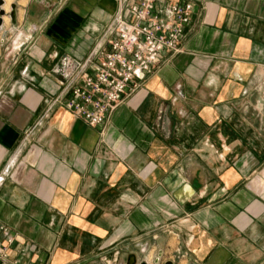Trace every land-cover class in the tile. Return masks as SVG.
<instances>
[{
  "label": "crops",
  "instance_id": "obj_1",
  "mask_svg": "<svg viewBox=\"0 0 264 264\" xmlns=\"http://www.w3.org/2000/svg\"><path fill=\"white\" fill-rule=\"evenodd\" d=\"M160 1L193 4L181 51L102 130L66 107L54 70L88 57L117 0H4L9 262L264 264V0Z\"/></svg>",
  "mask_w": 264,
  "mask_h": 264
},
{
  "label": "built area",
  "instance_id": "obj_2",
  "mask_svg": "<svg viewBox=\"0 0 264 264\" xmlns=\"http://www.w3.org/2000/svg\"><path fill=\"white\" fill-rule=\"evenodd\" d=\"M123 1L117 0L119 13L88 57L81 62L65 57L54 70L62 95L69 96L66 107L88 126L102 130L114 111L160 66L164 54L181 51L194 11L187 1L162 6L160 0H135L124 16ZM0 233L6 235L0 243V264H17L9 262L12 238L1 224Z\"/></svg>",
  "mask_w": 264,
  "mask_h": 264
},
{
  "label": "water",
  "instance_id": "obj_3",
  "mask_svg": "<svg viewBox=\"0 0 264 264\" xmlns=\"http://www.w3.org/2000/svg\"><path fill=\"white\" fill-rule=\"evenodd\" d=\"M4 4H5L4 0H0V28H1V26H2L3 18H4L5 16H7L6 11L3 9ZM14 10H15V6L12 5V6H11V11H10V13L8 14V16L10 17V19H11L12 21L14 20V16H15V12H14ZM166 264H172V262H168V263H166Z\"/></svg>",
  "mask_w": 264,
  "mask_h": 264
}]
</instances>
